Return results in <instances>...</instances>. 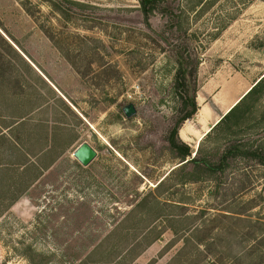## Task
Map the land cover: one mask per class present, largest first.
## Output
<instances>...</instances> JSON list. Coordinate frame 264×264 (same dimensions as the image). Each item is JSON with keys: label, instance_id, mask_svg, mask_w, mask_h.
<instances>
[{"label": "rangeland", "instance_id": "obj_1", "mask_svg": "<svg viewBox=\"0 0 264 264\" xmlns=\"http://www.w3.org/2000/svg\"><path fill=\"white\" fill-rule=\"evenodd\" d=\"M141 1L0 0L21 47L48 33L76 65L88 120L14 203L37 151L0 143V264H264V0ZM178 53L197 64L199 108L178 135L197 162L169 142ZM83 142L98 152L88 166Z\"/></svg>", "mask_w": 264, "mask_h": 264}, {"label": "crops", "instance_id": "obj_2", "mask_svg": "<svg viewBox=\"0 0 264 264\" xmlns=\"http://www.w3.org/2000/svg\"><path fill=\"white\" fill-rule=\"evenodd\" d=\"M0 32L6 42L0 48V143L37 151L26 155L42 157L51 168L56 162L47 161L49 153L69 149L66 143L78 139L74 127L79 119L87 120L73 100L80 74L49 38L44 45L21 47L7 30Z\"/></svg>", "mask_w": 264, "mask_h": 264}, {"label": "trees", "instance_id": "obj_3", "mask_svg": "<svg viewBox=\"0 0 264 264\" xmlns=\"http://www.w3.org/2000/svg\"><path fill=\"white\" fill-rule=\"evenodd\" d=\"M158 0H142L141 4L142 7L145 11H148L149 8L151 6H154L155 3H157ZM150 5V6H149ZM149 6V7H148ZM47 35L49 36V38L51 40L54 41V37L50 34L47 33ZM58 47V45H57ZM179 55V67L177 69V74H176V78H175V89L176 92L178 94V96L181 99V107L179 108V116L176 118V121L170 131L169 134V142L172 148L176 149L178 151V153L184 157V160L187 162H197V158L193 157L192 158V149L189 146V144L185 143L184 141H182L179 138V129L181 127V125L187 120L192 118L198 111V102H197V85H196V74H197V64L190 67V62H192L191 60L186 61L189 59V57H191V55H185V53H178ZM187 57V59H186ZM197 61L196 59H193V62ZM187 63V64H186ZM72 65L76 68V65L74 63H72ZM258 86V84L253 87L244 97L243 99H245L248 95H250L255 88ZM241 102V101H240ZM238 106V104L236 105V107H234L233 109L230 110V112L228 114H226L224 116V118L219 122V124L225 119V118H230L233 113H234V109H236ZM197 155V152L196 154ZM36 161L31 162L28 161L27 163H25L23 166L24 168L22 169L23 172H20L19 174H25L26 172L30 171V169H35V171L37 170V173L35 174L34 178H32L24 187V189L22 188L20 190V193H18V195L15 196L13 203L21 196L24 194V192L26 190H28L30 188V186L33 184L34 181H36L37 179H39L46 170H48L50 168L49 165L43 164L42 161V157H34ZM55 161V160H53ZM185 162V163H187ZM5 171L6 166H2V164H0V171ZM162 182H160L158 184V186L161 184ZM17 186V185H16Z\"/></svg>", "mask_w": 264, "mask_h": 264}, {"label": "water", "instance_id": "obj_4", "mask_svg": "<svg viewBox=\"0 0 264 264\" xmlns=\"http://www.w3.org/2000/svg\"><path fill=\"white\" fill-rule=\"evenodd\" d=\"M251 90V88L243 95L245 96L249 91ZM241 99V98H240ZM239 99V100H240ZM238 100V102H239ZM237 104V103H236ZM231 109H229L230 111ZM123 111L126 115V117L130 118L133 115H135L137 113V109L135 107V105L133 103H129L126 106H124ZM228 111V112H229ZM227 114V113H226ZM225 114V115H226ZM221 119H219L215 124H217ZM215 126V125H214ZM211 130V129H210ZM209 132V131H207ZM206 132V134H207ZM97 150L88 142H83L81 143L76 150L73 152L74 157L83 165V166H88L90 165L93 160L97 157ZM196 154V153H195ZM187 162L184 161L183 163Z\"/></svg>", "mask_w": 264, "mask_h": 264}]
</instances>
